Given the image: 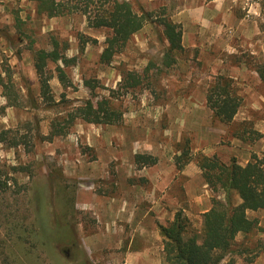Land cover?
Masks as SVG:
<instances>
[{"label": "rangeland", "instance_id": "rangeland-1", "mask_svg": "<svg viewBox=\"0 0 264 264\" xmlns=\"http://www.w3.org/2000/svg\"><path fill=\"white\" fill-rule=\"evenodd\" d=\"M127 1L151 13V20L102 64L108 30L87 27L78 13L47 18L31 0H0V80L10 77L17 99L9 104L0 87V132L26 142L0 143V264H163L159 226L179 213L188 232L199 234L203 214L214 200L225 199L219 187L206 183L197 156L243 165L252 154H264V80L255 72L264 68V0L242 6L230 0L229 12L214 19L218 25H192L188 36L187 24L176 23L187 39L168 69L161 65L159 21H172L183 1ZM240 18L256 22L255 41L240 37ZM51 38L67 45L63 53L73 62L64 68L65 87L56 63L47 64L48 103L33 54L50 50ZM126 71L147 79L124 91L118 83ZM218 75L231 79L242 100L228 124L205 104ZM111 91L110 105L122 113L119 123L66 124L73 107L108 98ZM52 124L66 133L45 139ZM137 154L155 164L135 165ZM229 198L240 202L234 192ZM247 218L256 227L235 237L232 257L236 264H264V211L247 212Z\"/></svg>", "mask_w": 264, "mask_h": 264}, {"label": "trees", "instance_id": "trees-1", "mask_svg": "<svg viewBox=\"0 0 264 264\" xmlns=\"http://www.w3.org/2000/svg\"><path fill=\"white\" fill-rule=\"evenodd\" d=\"M31 1L35 3L37 13L47 18L78 13L84 16L87 27L108 30L109 34L99 55V62L102 64L110 63L112 58L122 51L130 37L151 20V13L134 10L127 0ZM159 22L163 27L162 35L165 42L161 65L168 69L176 63L175 52L182 51V31L178 24L167 17L161 18ZM80 39L81 43H86L83 37ZM66 49L65 43L51 38L50 50L39 49L33 54V67L38 78L40 94L48 103L52 101L49 86L52 74L46 69L47 64L56 63L57 80L63 87L67 86L64 68L73 60L64 55L63 51ZM58 63L61 66L57 65ZM148 70L145 69L143 73ZM255 72L260 80H264V68L258 66ZM143 73L126 71L118 83L119 89L126 91L137 88L147 79ZM0 87L9 104L15 106L17 99L9 76L6 83L0 80ZM114 93L111 91L108 98L94 102L82 101L66 114L64 121L67 125H71L77 119L95 125L119 123L122 113L110 105ZM241 101L231 79L225 76H215L206 90V107L224 124L233 121ZM52 125L45 139L50 140L66 133L63 128L56 129V126ZM8 133L9 130L0 132V143H7L11 147L21 144L26 146L25 136L17 139L13 135L10 139L7 138ZM196 163L206 183L219 187L224 192L225 199L214 200L211 209L203 214L199 234L188 232L187 221L179 213L175 214L171 222L159 226L163 239V264H236L232 257L235 237L238 234H249L256 227L255 221L247 218V212L264 211V154L261 156L252 154L243 165L238 164L235 159L229 164H224L214 157L202 155L197 156ZM134 164L139 167L151 166L155 164V159L149 155L137 154L134 156ZM231 192H234L240 201L236 205L229 198Z\"/></svg>", "mask_w": 264, "mask_h": 264}, {"label": "crops", "instance_id": "crops-1", "mask_svg": "<svg viewBox=\"0 0 264 264\" xmlns=\"http://www.w3.org/2000/svg\"><path fill=\"white\" fill-rule=\"evenodd\" d=\"M182 1H183L182 4L179 6V9L181 11H179V13H177V15L172 17L171 19L174 23L184 24V28H185V25L187 24L188 26L187 28L189 29L187 36L189 35V33H191L190 29L192 25H197L199 23H205L207 24L209 28H212L214 26V25H211V23L218 25L214 21V19L218 16H221L222 18L223 14H225L226 12H229V10L232 8L231 5L228 3L230 2V0H182ZM244 3H245V0L239 1L240 6H242ZM235 23L240 28V31H239L240 37L248 34L249 36L247 38L255 41L254 35L259 34V31L256 27V22L255 24L251 22L248 23L246 22L245 19L240 18V19H236ZM184 28H183L182 35H181L182 47L185 46V40L187 39L186 33L184 32L185 31ZM263 40H264V37H263Z\"/></svg>", "mask_w": 264, "mask_h": 264}]
</instances>
